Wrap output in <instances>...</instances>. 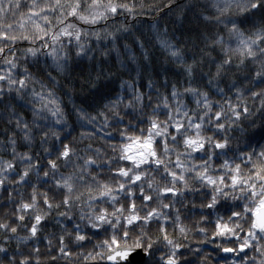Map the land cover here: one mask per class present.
<instances>
[{
    "label": "clouds",
    "instance_id": "clouds-1",
    "mask_svg": "<svg viewBox=\"0 0 264 264\" xmlns=\"http://www.w3.org/2000/svg\"><path fill=\"white\" fill-rule=\"evenodd\" d=\"M0 264H264V0H0Z\"/></svg>",
    "mask_w": 264,
    "mask_h": 264
}]
</instances>
